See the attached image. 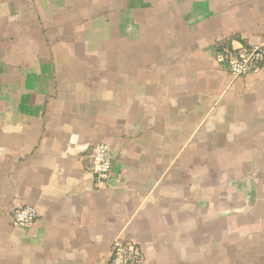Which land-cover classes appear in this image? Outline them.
Listing matches in <instances>:
<instances>
[{"label": "crops", "instance_id": "1", "mask_svg": "<svg viewBox=\"0 0 264 264\" xmlns=\"http://www.w3.org/2000/svg\"><path fill=\"white\" fill-rule=\"evenodd\" d=\"M262 44L264 0H0V264H264V68L215 62Z\"/></svg>", "mask_w": 264, "mask_h": 264}, {"label": "built area", "instance_id": "2", "mask_svg": "<svg viewBox=\"0 0 264 264\" xmlns=\"http://www.w3.org/2000/svg\"><path fill=\"white\" fill-rule=\"evenodd\" d=\"M215 62L226 67L232 78L255 75L264 68V44L250 47H221L215 55ZM89 171L93 186L100 189L112 175V154L106 144H97L88 156ZM39 217L37 208L24 206L10 215L14 224L30 225ZM142 253L132 241L116 238L111 243V255L103 264H142Z\"/></svg>", "mask_w": 264, "mask_h": 264}]
</instances>
